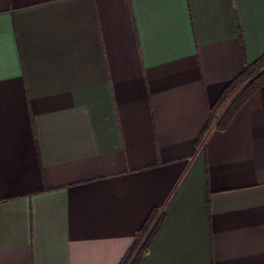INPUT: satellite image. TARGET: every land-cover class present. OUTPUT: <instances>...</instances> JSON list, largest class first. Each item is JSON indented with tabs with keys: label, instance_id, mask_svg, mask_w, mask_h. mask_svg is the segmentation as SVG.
I'll use <instances>...</instances> for the list:
<instances>
[{
	"label": "crops",
	"instance_id": "obj_1",
	"mask_svg": "<svg viewBox=\"0 0 264 264\" xmlns=\"http://www.w3.org/2000/svg\"><path fill=\"white\" fill-rule=\"evenodd\" d=\"M263 56L264 0H0V264H120L155 211L140 264H264V84L217 127Z\"/></svg>",
	"mask_w": 264,
	"mask_h": 264
},
{
	"label": "trees",
	"instance_id": "obj_2",
	"mask_svg": "<svg viewBox=\"0 0 264 264\" xmlns=\"http://www.w3.org/2000/svg\"><path fill=\"white\" fill-rule=\"evenodd\" d=\"M263 84L264 56L253 64H247L243 72L237 78H235V80L230 84V86L223 94L219 105L224 103L236 91L243 88L242 91L233 100L230 107L227 109L224 116L219 121L217 127L219 129H224L230 122L234 114L237 112V110L240 108V106L244 103V101H246V99ZM213 114H211L207 124L203 128L198 138L197 144L203 142V140L209 133L213 125ZM156 217L157 212L155 211L149 217L145 225L137 232L132 246L127 251L120 264H140L163 223V216L158 218V220L154 223Z\"/></svg>",
	"mask_w": 264,
	"mask_h": 264
},
{
	"label": "rangeland",
	"instance_id": "obj_3",
	"mask_svg": "<svg viewBox=\"0 0 264 264\" xmlns=\"http://www.w3.org/2000/svg\"><path fill=\"white\" fill-rule=\"evenodd\" d=\"M238 94V92L235 94V96Z\"/></svg>",
	"mask_w": 264,
	"mask_h": 264
}]
</instances>
